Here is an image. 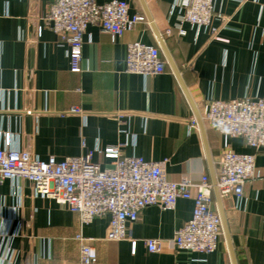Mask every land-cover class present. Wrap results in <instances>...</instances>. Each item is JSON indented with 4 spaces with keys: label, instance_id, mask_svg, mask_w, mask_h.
<instances>
[{
    "label": "crops",
    "instance_id": "0c3cea01",
    "mask_svg": "<svg viewBox=\"0 0 264 264\" xmlns=\"http://www.w3.org/2000/svg\"><path fill=\"white\" fill-rule=\"evenodd\" d=\"M127 1L130 14L145 20L115 41L89 25L81 71L74 72L67 48L46 19L51 0H0V148L64 159L121 143V155L167 159L170 180L198 183L204 174L212 180L203 132L198 122L192 125L195 107L162 48L165 72L144 76L126 70L130 42L160 46L141 1ZM145 1L203 119L216 177L225 150L255 154L258 176L245 184L241 197L221 198L236 263L264 264V148L225 137L206 119L211 100L264 97V0H215L219 38L189 22L182 23L181 33L180 0ZM75 106L86 114L66 113ZM94 159L108 167L115 163L100 154ZM193 208L194 200L185 198L173 209L144 207L132 224L139 240L133 254L129 241L107 239L108 215L83 223L54 199L36 196L28 179H4L0 264H82L79 236L94 238L93 264H234L225 233L211 254L176 246L175 232ZM145 238L158 239L161 249L149 252Z\"/></svg>",
    "mask_w": 264,
    "mask_h": 264
},
{
    "label": "built area",
    "instance_id": "2783aa9c",
    "mask_svg": "<svg viewBox=\"0 0 264 264\" xmlns=\"http://www.w3.org/2000/svg\"><path fill=\"white\" fill-rule=\"evenodd\" d=\"M182 23L205 26L213 38H219L214 22L215 0H180ZM47 21L59 36V44L69 52L71 70L81 71L85 32L97 25L115 41L125 31L145 20L143 14L131 15L127 0H51ZM167 61L160 46L133 41L127 45L126 70L144 76L166 71ZM66 113L86 114L81 107ZM206 119L225 137H241L254 148H264V97L236 100H211ZM197 125V120L192 121ZM9 141V136H8ZM122 144L88 149L79 156L40 159L29 151L0 148V181L25 178L32 182L36 196L48 197L78 214L83 223L95 217H110L107 239L127 240L131 253L137 252L139 240L133 237L132 224L149 205L173 209L180 198L193 199L192 217L176 230L174 242L180 249L202 254L213 253L224 234L218 211L213 209L214 184L208 174L198 183L187 177L170 180L165 173L167 159L147 160L137 155H121ZM95 154L115 159L113 166H103ZM258 176L254 153L225 150L219 159L217 187L221 197H241L247 182ZM82 264L97 262L94 238L79 236ZM149 252L161 249L156 238H145Z\"/></svg>",
    "mask_w": 264,
    "mask_h": 264
},
{
    "label": "water",
    "instance_id": "95a60500",
    "mask_svg": "<svg viewBox=\"0 0 264 264\" xmlns=\"http://www.w3.org/2000/svg\"><path fill=\"white\" fill-rule=\"evenodd\" d=\"M141 1V4L144 8V11H145V14H146V17L147 19L149 20L154 32H155V35L158 39V42L160 44V47L162 48L169 64L171 65V67L173 68L174 72L177 74L189 100L191 101V103L193 104V106L195 107V110H196V119H197V122L198 124L200 125V128L203 132V136H204V139H205V143H206V148H207V156H208V159H209V163H210V167H211V174H212V181H213V184H214V191H215V195H216V198H217V202H218V207H219V213H220V216H221V219H222V223H223V230H224V233H225V236L227 238V241L230 245V249H231V254H232V257H233V261H234V264H237L236 263V258H235V253H234V250H233V247L231 245V237H230V232H229V227H228V223H227V219H226V216H225V212H224V209H223V204H222V198H221V195H220V192H219V189L217 187V177H216V174H215V171H214V167H213V162H212V159H211V155L209 153V149H208V146H207V140H206V135H205V128H204V123H203V119L197 109V107L195 106V104L193 103L192 101V98L186 88V85L181 77V74L171 56V53L165 43V40L161 34V32L159 31V29L157 28L154 20H153V17L151 15V12L146 4V1L145 0H140Z\"/></svg>",
    "mask_w": 264,
    "mask_h": 264
}]
</instances>
